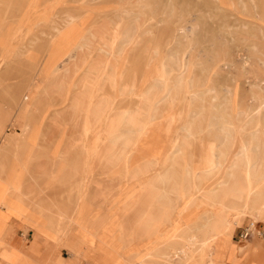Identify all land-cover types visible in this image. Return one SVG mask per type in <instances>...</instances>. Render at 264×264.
<instances>
[{
	"label": "rangeland",
	"instance_id": "rangeland-1",
	"mask_svg": "<svg viewBox=\"0 0 264 264\" xmlns=\"http://www.w3.org/2000/svg\"><path fill=\"white\" fill-rule=\"evenodd\" d=\"M121 5H135L134 10H142V22L152 23L148 30L137 29L131 24L135 14L122 23L112 62L113 71L122 74L124 83L135 81L138 90L144 88L158 68V62L149 60V55L157 48H176L178 26L184 24L194 29L190 28V39L178 45V53L183 62L189 61L187 82L194 86L192 91L202 90L204 94L188 105L178 100L171 104L160 97L156 111L148 107L141 115L153 123L148 134L132 148L116 147L115 157L120 159L115 158L114 168H110L105 159L98 161L96 155L100 145L95 134L102 133L101 128L79 126L75 146L66 133L71 127L69 121L55 115L60 107L54 98L53 85L60 78L55 70L64 63L54 57L88 36L95 25L110 19L113 29L116 8ZM192 46L187 58L186 48ZM90 62L88 59L80 67L77 80L87 72ZM104 77L101 75L96 83L112 102L120 105L119 112L132 105V99L119 96ZM262 88L264 0H0V264H52L49 257L43 262L31 260L29 254L7 241L6 235L14 230L8 224L12 215L21 219L23 233L33 230L35 237L38 232L44 239L51 237L64 256L70 257L68 249H72L76 264L154 261L158 258L155 253L144 252L152 248L150 245L140 240L128 245L127 234L121 230L123 201L131 191L140 189L142 180L129 178L125 159L128 157V163L134 165L156 159L161 163L164 158L163 175L175 172L181 176L186 163L194 168V175L205 171L218 176L219 172H227L229 177V172L235 170L250 171L244 166L236 169L233 155L247 146L248 133L264 132V123L243 124L245 121L237 117L242 112L255 113V105L264 98ZM227 100L231 106L227 112L236 119L233 127L222 125L224 119L218 114L220 104ZM190 122L200 136L191 141L185 156L174 146L183 143L186 133L182 128ZM235 132L241 134L234 138ZM78 134L83 135L82 141ZM256 142L264 152V137ZM219 143L227 155L222 166L218 161ZM161 153L163 158L158 160ZM257 155L258 151L251 153L249 161L256 163ZM173 157L177 165L172 169ZM218 180H208V187ZM199 195L197 192L190 197ZM177 208L181 232L187 228L188 217L198 219L209 205L190 207L184 198ZM230 214L234 235L239 229L236 227L249 221L254 235L258 226L264 230V214ZM176 234L164 228L157 239L159 247L173 253L171 258L167 253L166 257L161 255L165 264L182 256L184 264H204L206 258L208 264H219L230 247L224 238L205 247ZM173 238L184 241L180 252L170 251Z\"/></svg>",
	"mask_w": 264,
	"mask_h": 264
},
{
	"label": "bare ground",
	"instance_id": "bare-ground-1",
	"mask_svg": "<svg viewBox=\"0 0 264 264\" xmlns=\"http://www.w3.org/2000/svg\"><path fill=\"white\" fill-rule=\"evenodd\" d=\"M134 7L135 5L119 6L116 8L117 19L113 29L110 19L106 20L103 24L95 25L91 28L88 36H82L63 54L61 53L54 57L56 61L64 63L63 67L56 68L55 70V74L60 76L56 82L57 85H53V88L56 87V94L54 96L55 100L58 102L56 105L60 106L56 108L55 115L62 116L66 121H69L71 127L66 133L75 146L77 145L76 134L78 133L77 129L79 126H87L90 130L102 128V133H97L95 136L100 145L96 155L102 150V146L113 147L118 145L119 142L127 146L131 142V135L136 133L139 134L138 129H148L153 124L152 121L148 118L142 120L140 116L148 107L149 109L154 108L156 111V103L160 97L163 96L169 99L171 104L174 100L189 104L194 103L197 97L204 94L202 90L192 91L191 88L194 86L191 82L190 84L187 82L189 61L186 63L183 62L177 49L181 41L184 39L188 41L190 39L193 33V31H190V28L194 29L192 26L188 27L184 24L178 26L179 37L176 48H157L151 52L149 60L154 59L158 62V68L150 74V82L141 90L137 89L135 81L127 85L124 83L122 74L113 71L114 63L112 62V56L123 21L130 14H135L133 20H131V24L137 29L142 28L148 30L149 28L147 26L152 24L148 22V20L142 22V10L136 11ZM139 8L142 9L141 6H139ZM160 22H162V20H160ZM135 42H139V39ZM186 49L185 56L189 58L194 47H187ZM93 54L96 55L93 56ZM88 59H91V62L87 72L77 80L76 76L80 67L84 65ZM103 74L105 76L104 80L110 81L114 92L119 93V96L131 98L133 102L132 105L126 106L123 108V111L119 112L122 109L120 105L115 104L114 101L112 102L110 96L103 92V87L96 83L97 79ZM253 86L254 85H252V87ZM262 90L264 91L263 88ZM116 97H118L117 94ZM253 98L256 99V96ZM229 103L230 101L227 100L224 105L220 104L218 114L224 119L222 125H230L233 127L236 119L230 118V111L227 112V109L231 110ZM254 108V114L242 112L241 117H237L238 120L245 121L243 124L264 123V98L261 99L260 103L255 105ZM176 120H178V118H173L172 121ZM228 128L226 127V129ZM182 129L186 133L184 141L182 144H177L174 147L177 148L178 152L186 156L189 152L191 141L199 139L200 134L193 130L192 122L184 124ZM71 132H73L72 135ZM145 134L146 133H141L142 136H145ZM237 134L241 133L235 132L233 137L235 138ZM248 135V144L245 147H241L239 153L241 155H246L249 160L251 153L259 151V144L256 140L262 139V137H264V132L255 131L248 133ZM81 136L82 141L83 135L78 134V138ZM80 155H82V151ZM237 155L238 153L233 155V159ZM146 165L147 168L145 170L141 166H137L136 170L140 174L139 176L143 178L141 182L149 180V183H151L153 180L150 179H153L155 174L160 175V172L165 166V160L163 158L161 163L157 160L156 163H154V161H149L146 162ZM185 166L183 170V179L179 184L177 183L180 187L179 192L182 198L188 199V205L190 206L196 203V197L191 198L190 196L199 192L200 195L197 197H199L202 202H213V212L210 213V216L206 219V224L210 225L211 229L208 230V227L205 229H197L203 235V239L200 241L197 238H192L190 242L199 241L206 247L210 242L220 241L224 238L230 245L234 231V223L230 216L231 212L235 214L246 212L264 214V179H237L234 178L235 175L229 174V179H220L216 181L214 185L208 187V179H203L202 174L194 175V168L190 164L186 163ZM233 168L234 167H231L230 170L233 171ZM127 171L130 170L128 169ZM244 172L245 176H251L248 170ZM147 176L149 179L144 180ZM169 180V178H162L164 187L167 188V186H169ZM151 187L153 188L154 186H150V188ZM165 191L169 193L167 190ZM153 202V199L147 198L145 206H147V208H152ZM140 216L141 215H137L135 220L132 221V225L139 220L138 218ZM148 217V221L153 220L155 218L154 213H150ZM175 250L176 248H174L173 251ZM168 252L167 250V256L171 258L173 253ZM137 264H140V262L138 261ZM141 264L145 263L143 262Z\"/></svg>",
	"mask_w": 264,
	"mask_h": 264
},
{
	"label": "crops",
	"instance_id": "crops-1",
	"mask_svg": "<svg viewBox=\"0 0 264 264\" xmlns=\"http://www.w3.org/2000/svg\"><path fill=\"white\" fill-rule=\"evenodd\" d=\"M142 120V118L140 116ZM153 125V124H152ZM151 125V126H152ZM99 129V128H98ZM149 129V128H148ZM148 129H138V137L137 133L134 135H131V142L125 146L124 143L119 142L118 145L113 147H103L102 150L98 153L97 159L98 161H101V159H105L106 163H108L110 168H114V162L115 158V148L120 147L122 149H126L128 147L135 146L140 138L142 137L141 133H146ZM103 129L101 128L100 131ZM97 134H95L96 136ZM177 145V143H176ZM219 155H218V161L219 166H222V163L225 161L226 155L224 154L225 151L221 150L222 146L219 143ZM216 150V149H215ZM214 150V151H215ZM213 153V152H212ZM105 156V157H103ZM103 157V158H102ZM162 153L160 154V157L158 159H162ZM175 157L171 160V167L172 169L177 165L175 164ZM128 157L125 159L124 163L125 166V173L129 175V178L132 180H141L143 179L142 176H139L140 174L137 172L136 167L141 166L144 170L147 168L146 162H137L136 164H129ZM256 163L253 161H249L246 155H241L238 151V155L235 156L233 163L236 165V169H238L240 166L246 167V169L250 168L249 173L251 174L250 177L245 176V172L235 170L234 172H229V174L235 175L234 178L237 179H264V152L262 151V146L259 145V151L258 155L256 156ZM157 160V159H156ZM156 160H150L151 162L154 161L156 163ZM254 165V166H252ZM255 169L252 170L251 169ZM130 171H127V170ZM254 173L258 175H254ZM184 174V173H183ZM183 174L181 173V176L179 173L171 172L170 174H164L162 171L160 172V175L155 174L153 180L151 183H149V180H146L144 182H141L140 189L137 192L131 191L133 193L125 194L128 196V198L124 199V210L122 214V228L121 230L123 233H126V241L129 245L130 243L137 242V240L140 242H144L146 245H150L152 248H150L147 252L155 253V256L158 257L154 261L145 260V264H165L163 261V257L165 256V253H167V248L165 247H159L158 246V238H161L162 232L164 228H170L177 236H181L184 239H187L189 242L192 238H197L198 240L203 239V235L198 231L197 229H205L208 227L210 230V225L206 224V219L210 216V213L213 212L212 206L213 202L211 201H201L200 198H196V203L190 205H200V204H207L209 205V210L205 209L200 217L198 219H194L188 217L186 220V223H188L187 228L183 231H179V228L181 226V222L179 220V210L177 206L181 201H183L184 198H182L181 193L179 192L180 187L177 185L180 181L183 179ZM203 179H229L227 176V172H219L218 176H216L214 173L213 176L208 174L207 172H201ZM179 175V176H178ZM169 178V186L164 187V183L162 181V178ZM144 179H149V177H145ZM140 183V182H139ZM168 184V183H167ZM149 186V187H147ZM150 186H154L153 188ZM103 190V189H102ZM167 190L169 193H166ZM105 192H108V189L103 190ZM151 198L153 199V207L147 208L146 205V199ZM143 202V203H142ZM207 210V211H206ZM150 213H154L155 218L153 220L148 221V216ZM137 215H141L137 222L132 225V221L135 220ZM250 221L245 225H249ZM8 224L12 225L14 230L9 231V233L6 235L7 241L9 240L12 242V244L18 248L19 250L29 254L28 256L37 262H43L48 257L50 260H52V264H76L73 261V253L72 249H68L70 252L69 256H64L62 250H59L58 248H55V244H53V241L51 240V237L43 238L40 232H38V237H35V232L33 230H28L26 233H23L21 223V219L17 218L16 216L12 215L8 219ZM245 226H239L236 228H239L235 235H232V241L230 243V247L228 248V252L222 259V263L219 264H264V230L263 227L261 228L258 226V230H256V235H254V230L252 229L251 232L244 238H241L239 236V233L242 232V229ZM43 233V232H42ZM197 233V234H194ZM45 234V233H44ZM47 235V234H45ZM256 236V237H255ZM259 236V238L257 237ZM129 237V238H127ZM235 237V238H234ZM34 241V244L31 243ZM184 244V241H181L180 239L173 238L170 243V251H173L174 248H176L177 251L180 252L182 248H180ZM74 245V243H73ZM243 246V247H242ZM75 247V246H74ZM55 248V249H54ZM63 248V247H62ZM244 248V249H241ZM33 249L35 252H33ZM65 249V248H63ZM66 249V250H67ZM53 252L51 253V251ZM166 251V252H165ZM163 257H162V256ZM188 255V254H187ZM166 257V256H165ZM183 257V256H182ZM182 257H176L173 259V263L178 264H184L182 261L184 258ZM54 259H56L54 263ZM209 260L206 258V262L204 264H208ZM47 264H50V262H47ZM141 264V263H140Z\"/></svg>",
	"mask_w": 264,
	"mask_h": 264
},
{
	"label": "built area",
	"instance_id": "built-area-1",
	"mask_svg": "<svg viewBox=\"0 0 264 264\" xmlns=\"http://www.w3.org/2000/svg\"><path fill=\"white\" fill-rule=\"evenodd\" d=\"M252 228L251 225H247L242 229V232L239 233V236L241 238L246 237L250 232H251Z\"/></svg>",
	"mask_w": 264,
	"mask_h": 264
}]
</instances>
